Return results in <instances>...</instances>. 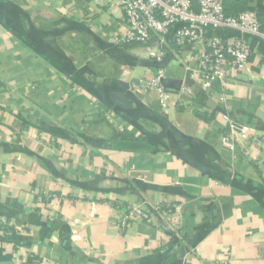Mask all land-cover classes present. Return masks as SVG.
I'll return each mask as SVG.
<instances>
[{"label": "crops", "instance_id": "1", "mask_svg": "<svg viewBox=\"0 0 264 264\" xmlns=\"http://www.w3.org/2000/svg\"><path fill=\"white\" fill-rule=\"evenodd\" d=\"M125 28L109 0H0V264H264V40L205 90L188 46L159 63Z\"/></svg>", "mask_w": 264, "mask_h": 264}, {"label": "built area", "instance_id": "2", "mask_svg": "<svg viewBox=\"0 0 264 264\" xmlns=\"http://www.w3.org/2000/svg\"><path fill=\"white\" fill-rule=\"evenodd\" d=\"M94 2L99 4L102 0ZM109 4L123 13L126 28L121 40L142 45L159 63L165 57L164 45L170 34L181 50L188 46L189 58L196 53V69L190 70L201 76L205 90L216 83L224 86L229 77L245 71L251 46L242 36L264 40L255 14L246 11L228 16L224 0H109ZM218 30L233 31L239 37L221 39L215 33ZM160 97L165 100L167 95L160 90ZM152 216L153 212L146 208H128L122 225L136 220L146 222Z\"/></svg>", "mask_w": 264, "mask_h": 264}, {"label": "trees", "instance_id": "3", "mask_svg": "<svg viewBox=\"0 0 264 264\" xmlns=\"http://www.w3.org/2000/svg\"><path fill=\"white\" fill-rule=\"evenodd\" d=\"M224 3H225V0H224ZM224 9H225V5H224ZM225 13H226V11H225ZM226 14H227V13H226ZM227 15H228V14H227ZM228 16H229V15H228ZM258 19H260V18H258ZM260 23H261V19H260ZM262 25H263V24H262ZM262 25H261V28H262L261 30L264 31V26H262ZM135 144H136V143L131 144L130 147H131L132 149H134V147H139V146H140V145L138 146V145H135ZM124 145L127 146V144H120L119 146H124Z\"/></svg>", "mask_w": 264, "mask_h": 264}]
</instances>
